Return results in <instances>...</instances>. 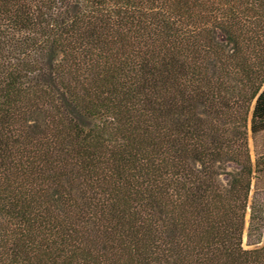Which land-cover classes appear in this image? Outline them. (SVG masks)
<instances>
[{"label":"trees","instance_id":"trees-1","mask_svg":"<svg viewBox=\"0 0 264 264\" xmlns=\"http://www.w3.org/2000/svg\"><path fill=\"white\" fill-rule=\"evenodd\" d=\"M248 129L264 0H0V264H264Z\"/></svg>","mask_w":264,"mask_h":264},{"label":"rangeland","instance_id":"rangeland-1","mask_svg":"<svg viewBox=\"0 0 264 264\" xmlns=\"http://www.w3.org/2000/svg\"><path fill=\"white\" fill-rule=\"evenodd\" d=\"M251 114L252 111L250 113V117ZM248 146L251 161L253 164H257L258 169L261 171V173L257 175L258 178L252 180L251 182L250 200L255 199L256 201L260 202V204L263 205L262 208L264 210V131L252 135L248 129ZM236 169L237 167L232 164H228L226 166L227 173H230ZM219 180L222 183H226L228 177L227 175H221ZM254 246L256 245L252 244L244 234L242 238V247L244 249H251Z\"/></svg>","mask_w":264,"mask_h":264}]
</instances>
